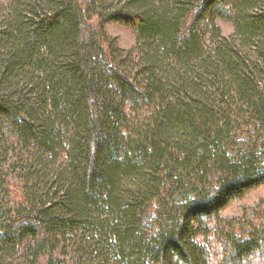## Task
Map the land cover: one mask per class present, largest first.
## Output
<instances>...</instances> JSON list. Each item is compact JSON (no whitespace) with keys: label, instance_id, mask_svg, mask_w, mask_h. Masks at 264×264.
Masks as SVG:
<instances>
[{"label":"trees","instance_id":"1","mask_svg":"<svg viewBox=\"0 0 264 264\" xmlns=\"http://www.w3.org/2000/svg\"><path fill=\"white\" fill-rule=\"evenodd\" d=\"M263 184L264 0L0 1V264H264Z\"/></svg>","mask_w":264,"mask_h":264},{"label":"rangeland","instance_id":"2","mask_svg":"<svg viewBox=\"0 0 264 264\" xmlns=\"http://www.w3.org/2000/svg\"><path fill=\"white\" fill-rule=\"evenodd\" d=\"M1 2L4 0H0ZM96 21L93 22L95 26ZM224 36L228 37L232 29L228 24H221ZM105 31L110 39H115L118 48L127 51L135 46L134 34L127 28L118 24H107ZM264 184L249 191L241 199L232 202L226 207L221 215L224 218H233L236 222L245 223L252 209L264 207Z\"/></svg>","mask_w":264,"mask_h":264}]
</instances>
